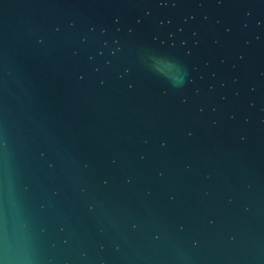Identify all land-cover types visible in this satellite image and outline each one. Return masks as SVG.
<instances>
[{
    "label": "water",
    "instance_id": "1",
    "mask_svg": "<svg viewBox=\"0 0 264 264\" xmlns=\"http://www.w3.org/2000/svg\"><path fill=\"white\" fill-rule=\"evenodd\" d=\"M0 264H264V0H0Z\"/></svg>",
    "mask_w": 264,
    "mask_h": 264
}]
</instances>
